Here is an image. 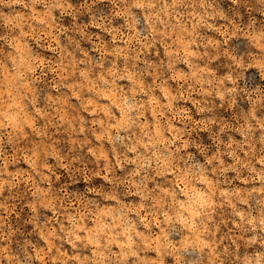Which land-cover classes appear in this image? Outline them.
Listing matches in <instances>:
<instances>
[{
    "label": "rangeland",
    "instance_id": "rangeland-1",
    "mask_svg": "<svg viewBox=\"0 0 264 264\" xmlns=\"http://www.w3.org/2000/svg\"><path fill=\"white\" fill-rule=\"evenodd\" d=\"M0 264H264V0H0Z\"/></svg>",
    "mask_w": 264,
    "mask_h": 264
}]
</instances>
